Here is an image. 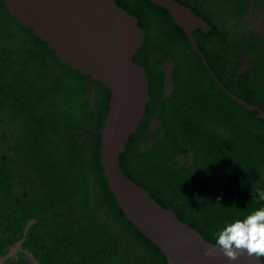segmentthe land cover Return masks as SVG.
<instances>
[{
	"label": "flooded vegetation",
	"instance_id": "obj_1",
	"mask_svg": "<svg viewBox=\"0 0 264 264\" xmlns=\"http://www.w3.org/2000/svg\"><path fill=\"white\" fill-rule=\"evenodd\" d=\"M112 1L144 31L133 62L150 83L121 168L216 245L213 214L264 194V0H172L199 20L198 51L167 10ZM109 101L0 0V264H168L108 187Z\"/></svg>",
	"mask_w": 264,
	"mask_h": 264
},
{
	"label": "water",
	"instance_id": "obj_2",
	"mask_svg": "<svg viewBox=\"0 0 264 264\" xmlns=\"http://www.w3.org/2000/svg\"><path fill=\"white\" fill-rule=\"evenodd\" d=\"M23 27L30 29L73 70L102 84L110 93L100 132L101 162L108 187L128 221L159 248L168 264H262L242 251L235 261L207 242L176 214L158 204L123 172L120 158L143 121L150 101L149 79L133 62L143 44L138 20L112 0H3ZM167 10L180 28L199 20L172 0H148Z\"/></svg>",
	"mask_w": 264,
	"mask_h": 264
},
{
	"label": "clouds",
	"instance_id": "obj_3",
	"mask_svg": "<svg viewBox=\"0 0 264 264\" xmlns=\"http://www.w3.org/2000/svg\"><path fill=\"white\" fill-rule=\"evenodd\" d=\"M258 195L264 199V194ZM215 243L225 257L232 261L242 251L257 259L264 257V208L256 210L243 220L227 224L217 233Z\"/></svg>",
	"mask_w": 264,
	"mask_h": 264
},
{
	"label": "trees",
	"instance_id": "obj_4",
	"mask_svg": "<svg viewBox=\"0 0 264 264\" xmlns=\"http://www.w3.org/2000/svg\"><path fill=\"white\" fill-rule=\"evenodd\" d=\"M260 208H264V199L260 198V196H257V198L254 202V206L252 207V211L250 209H247L246 211L243 212V208H242V210H239L242 213H240V212H238L232 208L231 209L227 208L225 210L216 211L213 214L215 216H213V215L212 216L215 219H217V222H215V224H213L209 228L214 229L215 231H221L227 224H230L239 218H240V220H243L245 217L251 215L253 212H255L256 210H258ZM237 216L239 218H237ZM205 238L207 239V241L212 240V239H209V237H205ZM211 242H213V241H211Z\"/></svg>",
	"mask_w": 264,
	"mask_h": 264
}]
</instances>
